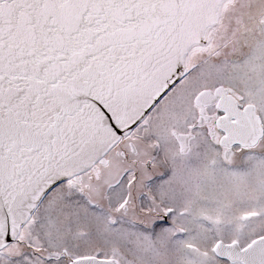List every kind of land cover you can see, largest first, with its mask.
I'll return each instance as SVG.
<instances>
[{
	"label": "snow or ice",
	"instance_id": "obj_1",
	"mask_svg": "<svg viewBox=\"0 0 264 264\" xmlns=\"http://www.w3.org/2000/svg\"><path fill=\"white\" fill-rule=\"evenodd\" d=\"M0 264H264V0H0Z\"/></svg>",
	"mask_w": 264,
	"mask_h": 264
}]
</instances>
